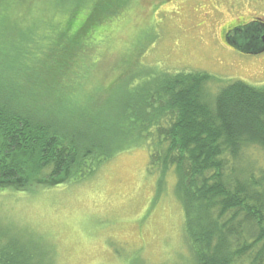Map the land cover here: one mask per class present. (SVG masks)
Returning <instances> with one entry per match:
<instances>
[{
  "label": "trees",
  "instance_id": "obj_1",
  "mask_svg": "<svg viewBox=\"0 0 264 264\" xmlns=\"http://www.w3.org/2000/svg\"><path fill=\"white\" fill-rule=\"evenodd\" d=\"M22 1L30 13L35 0ZM39 2L34 27L0 46V184L82 183L118 154L145 147L158 184L175 176L195 264H264V169L238 168L247 151L264 154V86L235 81L209 100L207 74L157 73L136 88L120 87L109 105L94 89L96 71L81 65L93 64L96 29L127 3ZM37 25L54 27L56 36L38 35ZM38 261L0 236V264Z\"/></svg>",
  "mask_w": 264,
  "mask_h": 264
},
{
  "label": "rangeland",
  "instance_id": "obj_2",
  "mask_svg": "<svg viewBox=\"0 0 264 264\" xmlns=\"http://www.w3.org/2000/svg\"><path fill=\"white\" fill-rule=\"evenodd\" d=\"M75 1L65 4L73 7ZM2 3L0 46L34 27L43 6L35 0L29 13L22 0ZM122 3H127L122 13L96 29L94 44H99L91 49L93 64L81 65L86 74L96 71L94 89L107 104L116 100L120 87L136 88L157 73L207 74L209 100L235 81L264 86V52L241 53L221 37L224 29L236 26L229 37L243 39L247 23L264 21V0ZM104 26L109 33L101 35ZM38 30L47 40L57 34L50 26L39 25ZM241 39L238 46L245 47ZM238 168L240 173L264 169V154L247 151ZM163 179L158 184L147 151L139 146L118 154L82 183L49 188L32 183L29 189L24 183L26 190L17 189L24 184H0V236L37 253L38 264H195L184 235L175 176L169 172Z\"/></svg>",
  "mask_w": 264,
  "mask_h": 264
},
{
  "label": "water",
  "instance_id": "obj_3",
  "mask_svg": "<svg viewBox=\"0 0 264 264\" xmlns=\"http://www.w3.org/2000/svg\"><path fill=\"white\" fill-rule=\"evenodd\" d=\"M248 34L243 38L229 37V32L226 33L223 37L224 42L237 49L241 53L257 55L264 52V23L260 20H254L247 23L244 26ZM242 27V30L243 28ZM242 36V31L240 32ZM238 39L244 41L245 47L238 46ZM243 44V43H241ZM249 46V47H248Z\"/></svg>",
  "mask_w": 264,
  "mask_h": 264
},
{
  "label": "flooded vegetation",
  "instance_id": "obj_4",
  "mask_svg": "<svg viewBox=\"0 0 264 264\" xmlns=\"http://www.w3.org/2000/svg\"><path fill=\"white\" fill-rule=\"evenodd\" d=\"M233 27H236V26H233ZM233 27H228V28H226V29H224V30L222 31V34H221L222 40H223V37H224V35L226 34V32H227L229 29L233 28ZM223 41H224V40H223Z\"/></svg>",
  "mask_w": 264,
  "mask_h": 264
},
{
  "label": "bare ground",
  "instance_id": "obj_5",
  "mask_svg": "<svg viewBox=\"0 0 264 264\" xmlns=\"http://www.w3.org/2000/svg\"><path fill=\"white\" fill-rule=\"evenodd\" d=\"M261 22H263V23H264V21H261Z\"/></svg>",
  "mask_w": 264,
  "mask_h": 264
}]
</instances>
